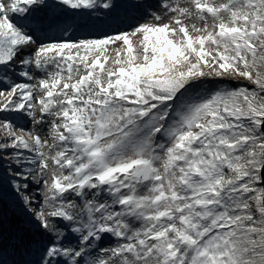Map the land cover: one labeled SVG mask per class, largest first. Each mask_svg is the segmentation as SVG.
<instances>
[{
	"label": "snow or ice",
	"instance_id": "1",
	"mask_svg": "<svg viewBox=\"0 0 264 264\" xmlns=\"http://www.w3.org/2000/svg\"><path fill=\"white\" fill-rule=\"evenodd\" d=\"M0 264H264V0H0Z\"/></svg>",
	"mask_w": 264,
	"mask_h": 264
},
{
	"label": "rangeland",
	"instance_id": "2",
	"mask_svg": "<svg viewBox=\"0 0 264 264\" xmlns=\"http://www.w3.org/2000/svg\"><path fill=\"white\" fill-rule=\"evenodd\" d=\"M231 86L232 87H237V86H249V87H252L251 85L248 84L247 81H238V82L237 81H232L231 82ZM16 124L18 126H22L24 128H30L31 127L30 122L27 121V120H23V119L16 121Z\"/></svg>",
	"mask_w": 264,
	"mask_h": 264
}]
</instances>
